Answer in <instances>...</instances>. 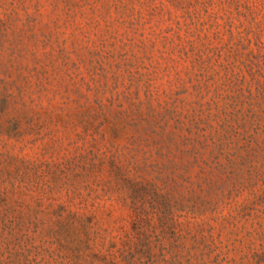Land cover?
<instances>
[{
  "label": "rangeland",
  "instance_id": "1",
  "mask_svg": "<svg viewBox=\"0 0 264 264\" xmlns=\"http://www.w3.org/2000/svg\"><path fill=\"white\" fill-rule=\"evenodd\" d=\"M0 264H264V0H0Z\"/></svg>",
  "mask_w": 264,
  "mask_h": 264
}]
</instances>
